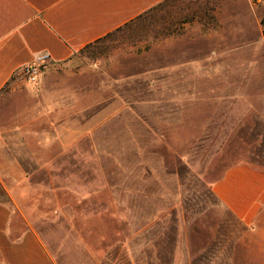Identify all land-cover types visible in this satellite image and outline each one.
I'll return each instance as SVG.
<instances>
[{
  "label": "rangeland",
  "instance_id": "1",
  "mask_svg": "<svg viewBox=\"0 0 264 264\" xmlns=\"http://www.w3.org/2000/svg\"><path fill=\"white\" fill-rule=\"evenodd\" d=\"M165 8L166 23L23 68L0 133L36 174L39 224L71 264H263L264 216L245 227L211 187L264 165V51L251 46L264 3Z\"/></svg>",
  "mask_w": 264,
  "mask_h": 264
},
{
  "label": "crops",
  "instance_id": "2",
  "mask_svg": "<svg viewBox=\"0 0 264 264\" xmlns=\"http://www.w3.org/2000/svg\"><path fill=\"white\" fill-rule=\"evenodd\" d=\"M164 1L0 0V97L23 68L43 58L68 61ZM259 25L260 40L251 46L264 51V22ZM7 134L0 133V264H71L68 252L39 224V185L31 183L36 174L9 155ZM211 191L252 228L264 216V165L238 163ZM259 256L264 264V251Z\"/></svg>",
  "mask_w": 264,
  "mask_h": 264
},
{
  "label": "trees",
  "instance_id": "3",
  "mask_svg": "<svg viewBox=\"0 0 264 264\" xmlns=\"http://www.w3.org/2000/svg\"><path fill=\"white\" fill-rule=\"evenodd\" d=\"M171 2H174L175 0H166L163 3L159 4L158 6L152 8L151 10L147 11L146 13H144L143 15H141L139 18H137L136 20L132 21L131 23L127 24L125 26L129 27V26H135L136 25V29L141 26L143 24L144 21L148 20V18H151V23L156 22V23H166L167 19L164 18L165 15L167 14L166 11H163L161 14L159 13H155L157 10L159 9H163L167 6V4H169ZM191 1V0H188ZM167 9V8H165ZM149 23V22H148ZM145 25V24H144ZM164 28V27H163ZM122 29H118L117 31H121ZM113 34V33H112ZM111 35V34H110ZM102 40V39H101ZM101 40L95 42V44L99 43ZM94 44L88 45L86 46V48H90L92 47Z\"/></svg>",
  "mask_w": 264,
  "mask_h": 264
},
{
  "label": "built area",
  "instance_id": "4",
  "mask_svg": "<svg viewBox=\"0 0 264 264\" xmlns=\"http://www.w3.org/2000/svg\"><path fill=\"white\" fill-rule=\"evenodd\" d=\"M43 59H45V58H43ZM43 59H41V60H43Z\"/></svg>",
  "mask_w": 264,
  "mask_h": 264
}]
</instances>
